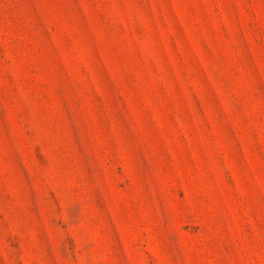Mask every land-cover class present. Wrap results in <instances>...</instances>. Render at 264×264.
I'll return each mask as SVG.
<instances>
[{
  "label": "rangeland",
  "instance_id": "obj_1",
  "mask_svg": "<svg viewBox=\"0 0 264 264\" xmlns=\"http://www.w3.org/2000/svg\"><path fill=\"white\" fill-rule=\"evenodd\" d=\"M0 264H264V0H0Z\"/></svg>",
  "mask_w": 264,
  "mask_h": 264
}]
</instances>
